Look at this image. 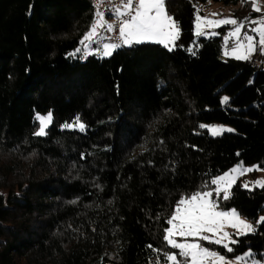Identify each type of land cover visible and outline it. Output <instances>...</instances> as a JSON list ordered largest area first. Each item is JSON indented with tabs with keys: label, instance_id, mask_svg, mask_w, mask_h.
<instances>
[{
	"label": "trees",
	"instance_id": "trees-1",
	"mask_svg": "<svg viewBox=\"0 0 264 264\" xmlns=\"http://www.w3.org/2000/svg\"><path fill=\"white\" fill-rule=\"evenodd\" d=\"M209 1L245 2L166 0L182 29L175 49L81 58L69 54L84 51L89 0H0V264L165 263L177 202L240 162L264 164V70L224 59L221 37L196 40L195 9ZM49 111L48 134L33 135ZM77 116L84 131L63 128ZM219 208L256 221L264 189L237 184ZM215 247L264 251V224L234 252Z\"/></svg>",
	"mask_w": 264,
	"mask_h": 264
},
{
	"label": "snow or ice",
	"instance_id": "snow-or-ice-1",
	"mask_svg": "<svg viewBox=\"0 0 264 264\" xmlns=\"http://www.w3.org/2000/svg\"><path fill=\"white\" fill-rule=\"evenodd\" d=\"M251 3L255 12L262 11L259 0H251ZM200 12L201 9L197 7L194 19L195 37H214L220 34L215 29L231 26V30L224 37L225 56L247 61L252 58L258 49L261 53H264V19L251 21L252 24L259 25L251 29L253 33L257 34V39V36L249 35L246 31H243L245 23L235 17H222L221 13L202 16ZM114 14L117 23H110L104 18L105 13L103 11H97L96 20L91 25L90 31L80 41V44L84 45L85 51L78 47L69 55L75 57L77 54H81V58H86L88 55H98L100 58H106L112 56L121 47H131L134 43L144 42L163 44L169 51L178 46L177 41L181 38L182 29L180 22L168 12L166 0H122V6L114 8ZM98 29H105L107 32H118V42L101 43L103 37L98 39ZM108 39H111V37ZM229 40L233 41L230 49L228 48ZM92 45H95L94 50ZM189 51H192L193 55L196 54L192 49H189ZM223 99L224 103H228L229 97L226 96ZM35 120L38 122V130L33 135H47V129L53 122L52 112L49 111L45 115L36 114ZM200 127L209 128L213 136L234 131L232 128L223 126L202 124ZM63 128H78L80 131H84L86 125L77 116L72 123H65ZM260 170L264 169H260L258 166L252 168L244 167L243 164L237 165L231 172L224 173L210 181L212 185H216L213 190L198 191L188 197L181 198L167 220L170 227L164 230L163 239L171 248L178 249L179 256L184 259L182 261L178 259L176 253H165L166 260L170 261L171 264H236V262H239V264H264V261L256 259L255 254L251 251L237 256L234 262L227 259L225 255L204 247L199 242L188 241V238H199V240L222 245L228 253H231L234 249L230 245L237 244L238 241L232 239V234L225 231L226 228L231 227L234 229L237 236L255 233L257 226L264 224V216L259 217L254 225L242 219L234 208L229 211L218 210V200H228L231 197V189L240 176ZM250 185L264 189V179L243 183L242 186L251 190ZM213 193H215L216 199H213ZM213 236L217 238L212 239ZM176 237L184 238V242H179ZM148 247L152 248V245H148ZM154 251H159V249H154Z\"/></svg>",
	"mask_w": 264,
	"mask_h": 264
},
{
	"label": "rangeland",
	"instance_id": "rangeland-1",
	"mask_svg": "<svg viewBox=\"0 0 264 264\" xmlns=\"http://www.w3.org/2000/svg\"><path fill=\"white\" fill-rule=\"evenodd\" d=\"M246 4L248 6H246ZM259 4L262 8V11L261 12H255L252 8V3H251V0H245V2H241L239 5L237 6H226L222 3H217V2H213V1H209L207 4L205 5H202L200 6L199 8L201 9V12L200 14L202 16H206V15H210L211 13H221L222 14V17H229V16H232V17H235L237 18L238 20L240 21H243L245 23V29L243 31H246L249 35H253V36H257L256 33H253L251 31V29L253 27H258L259 25L258 24H252L251 21L252 20H256V21H260L262 19H264V0H259ZM245 6V10L243 11V13L240 12V16L237 17L236 16V13L239 12L237 10L243 8ZM242 16H244L242 18ZM222 17H210V18H222ZM218 33H220L219 35L217 36H214V37H221L222 38V41H223V57L224 59H233V60H236L230 56H225L224 55V52H225V44H224V37L227 35V32L231 30V26H224V27H221V28H218V29H215ZM200 38H211V37H199L197 38L196 37V40L198 41ZM257 39H258V36H257ZM145 43H150V44H160V43H155V42H144V43H139V44H145ZM233 44V41L232 40H229V45H228V48L230 49L231 46ZM133 45H138V44H133ZM160 45H163V44H160ZM164 46V45H163ZM125 47H128V46H125ZM165 47V46H164ZM95 49V48H94ZM93 49V50H94ZM175 49V48H174ZM85 51V49H84ZM100 57V56H99ZM111 57V56H110ZM110 57H106V58H110ZM241 61H245V60H241ZM248 62L254 64L256 67L258 68H261L264 70V53H261L259 51V49L257 50V52L252 56V58L250 60H247ZM224 101V99H223ZM41 115H45V114H41ZM204 125H208V126H223L225 128H232L234 129L233 127L231 126H228V125H221V124H204ZM51 126V125H50ZM49 126V127H50ZM205 130L208 131V133L213 136L209 130V128H203ZM235 132V129L233 132H224L223 134L225 133H234ZM222 134V135H223ZM222 135H219V136H222ZM39 137H43V136H39ZM213 137H218V136H213ZM240 164H243L244 167H252V168H255V167H259L260 169H264V164L261 165V164H254V165H246L244 164L243 162H240L238 163L237 165H240ZM237 165H235L234 167H236ZM233 167V168H234ZM231 168L229 171L225 172V173H229L231 172V170L233 169ZM223 175V174H222ZM220 176V175H219ZM259 179H264V170H260V171H252V172H248L246 173L245 175L243 176H240L236 182V184L233 186L235 187L237 184H240L242 188H244L242 185L243 183H248V182H253L255 180H259ZM216 187V185H213L212 188H210L209 190L207 191H210V190H213L214 188ZM232 187V188H233ZM250 188L251 190L253 189H256V188H259L261 189L260 187L258 186H252L250 185ZM246 189V188H244ZM232 190V189H231ZM249 190V189H247ZM223 195V194H221ZM213 199H216V196H215V193H213ZM224 201L223 199H219L218 200V203H219V207H220V202ZM218 210H222V209H218ZM225 211V210H223ZM229 211V210H227ZM241 216V215H240ZM261 216H264V211L261 212V214L259 215V217ZM258 217V218H259ZM242 219L246 220L247 222H250V223H253L254 225L256 224V221H252V220H249L247 219L246 217H243L241 216ZM258 228V226H257ZM225 231H228L230 234H232V239H235L238 241V239L242 236H237L235 234V230L232 229L231 227H228L225 229ZM249 234H253V233H249ZM247 234V235H249ZM208 235H211V234H208ZM246 236V235H244ZM217 237L213 236L212 239H216ZM176 239L179 241V242H184V238H181V237H176ZM188 241L189 242H199L201 243L204 247H207L209 248L210 250L212 251H216V252H219L221 255H225L227 259H230V260H233L235 262V258L237 256H234V257H231L227 254H224L223 252H221L220 250H218L215 245L217 244H214V243H210L209 241H203V240H199V238H188ZM227 243V241H225ZM236 245V244H234ZM234 245H230L231 247H233L234 249ZM219 247H223L222 245H217ZM224 248V247H223ZM177 250V252H173V253H176L177 256H178V259H180L181 261L183 260V257H180L179 256V250L178 249H175ZM226 250V249H225ZM248 251H251L252 253L255 254V258L256 259H260L262 261H264V251H260V252H256L254 250H247L246 252ZM227 252V251H226ZM234 252V251H233ZM245 252V253H246ZM228 253V252H227ZM245 253L241 254V255H244ZM172 254V253H171ZM240 256V255H239ZM160 264H171L170 261H167L165 263H160ZM236 264H239V262H236Z\"/></svg>",
	"mask_w": 264,
	"mask_h": 264
},
{
	"label": "built area",
	"instance_id": "built-area-1",
	"mask_svg": "<svg viewBox=\"0 0 264 264\" xmlns=\"http://www.w3.org/2000/svg\"><path fill=\"white\" fill-rule=\"evenodd\" d=\"M92 4L94 22L96 20V12L103 11L105 13V19L110 23H117V19L114 14V8L122 6V0H89ZM98 39L103 37L101 43H115L118 42V32H107L105 29H98ZM111 37V39H108Z\"/></svg>",
	"mask_w": 264,
	"mask_h": 264
}]
</instances>
